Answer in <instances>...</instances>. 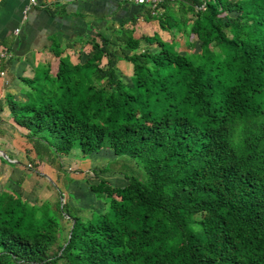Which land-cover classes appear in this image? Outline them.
<instances>
[{
	"label": "trees",
	"instance_id": "16d2710c",
	"mask_svg": "<svg viewBox=\"0 0 264 264\" xmlns=\"http://www.w3.org/2000/svg\"><path fill=\"white\" fill-rule=\"evenodd\" d=\"M110 1L140 9L109 36L52 37L56 72L0 110L39 159L109 149L142 175L99 178L101 210L0 190V264H264V0ZM140 17L170 37H136ZM76 43L83 63L65 53Z\"/></svg>",
	"mask_w": 264,
	"mask_h": 264
},
{
	"label": "crops",
	"instance_id": "0c3cea01",
	"mask_svg": "<svg viewBox=\"0 0 264 264\" xmlns=\"http://www.w3.org/2000/svg\"><path fill=\"white\" fill-rule=\"evenodd\" d=\"M138 9L140 7L129 4L121 5L117 9V4L110 0H36L34 4L30 0H0V54L6 52L8 55L7 58L0 55V102H3L6 95H10L14 99L24 98L28 89L24 80L39 78L46 71L51 75L56 72L58 57L49 49L52 37L60 38L61 45L64 46L77 38H87L95 32L109 36L119 21L129 20L132 13ZM16 29H18L17 32ZM138 31L141 34H138ZM155 31L160 34L163 32L159 29L156 20L145 21L140 17L136 23L134 35L136 37L142 34L151 35ZM89 49V44L76 43L74 49H66L65 53L70 55L73 63H83ZM79 51L80 58L77 57ZM119 63L120 61L117 63V67ZM20 130L21 128L13 125L9 110L6 107L0 110V138H3V142L6 141L9 144L11 141L15 145V142L23 139L26 143L24 147L29 149V152L26 153L28 159L33 162H42L45 167H48V157L37 158L31 142L21 135ZM1 150L7 154L8 158L10 156V161L7 162L0 159V170L9 169L10 171L7 182L1 190L8 189L26 198L27 195L40 194L47 188L49 184L47 174L39 171H36V174H32L30 171H18V160L12 161L14 150L11 148H2ZM18 152L23 151L17 149L16 153L18 154ZM22 154L25 155V150ZM72 155L80 157L79 150L73 148L69 155L60 156L59 159L62 162L70 160L71 163L77 159ZM115 158L111 150L101 149L83 159L82 162L86 161L87 165H94L93 167L97 166V163H102V166L97 169L100 174L104 175V178H99L105 179L114 186H123L126 184L124 175L117 169H108ZM77 162H79L78 165L82 164L80 160ZM10 174L16 175L14 180L10 178ZM118 174H121L120 178ZM44 180L47 181V184H44ZM25 185L29 186L26 191L23 190L26 188ZM71 194L70 191H67V195ZM83 198H85L84 203L88 204L89 198L86 199V193ZM67 202L71 207H79L70 204V200ZM89 208L91 207L89 206ZM96 210H100V208Z\"/></svg>",
	"mask_w": 264,
	"mask_h": 264
},
{
	"label": "rangeland",
	"instance_id": "374dc122",
	"mask_svg": "<svg viewBox=\"0 0 264 264\" xmlns=\"http://www.w3.org/2000/svg\"><path fill=\"white\" fill-rule=\"evenodd\" d=\"M173 5H175V4H173ZM231 14L235 15V13H231ZM154 26L156 27L155 23H154ZM141 30H143V29H141ZM138 34H141V32H139ZM161 35L163 38H169L170 37L169 33H167V32H162ZM176 38H177V42H178L176 45V48L178 50L184 51V50L188 49V48H186L185 38L180 33L176 34ZM143 46H144V43L141 42V47H143ZM196 49H197V47H196ZM196 49H194V50H196ZM190 51H192V49ZM102 62H105V60H103ZM130 66L131 65H129L128 62L123 61V60H121L119 65H118V74L123 79V81L128 85L130 84V80H129V76L131 74V70H130L131 67ZM20 142H22V143H20ZM23 142H24V144H23ZM24 146H26V143H25V141H23V139H20L19 142L18 141L15 142V145H14L13 143H11V141L9 142V144H7L6 141L3 142V138H0V150L2 148H11L14 150L13 152H15V153L13 154L14 157H13L12 161L18 160L17 161L19 164V167H17L18 171H20V170L30 171L32 174H36L35 173L36 171L44 172L45 174H47L46 176L49 178L48 179L49 184L47 185V188H45L40 194L36 193V194L27 195L26 198H25V196L24 197L22 196L23 199L29 200L30 202L37 203V204L42 203L46 199H49L52 202H54L56 200V198L58 197V192L56 191L58 189L63 193L64 200H66V201L70 200V204H72V205L74 204L75 206H79V208H83V209L89 208V206L93 209H97V208H100V210L103 209V207H100V206L104 205L103 201L98 199L95 196L94 192L90 190V188H91L90 186H94L98 183L99 177L104 178V175L102 173L100 174V172H98L99 170L97 169V167L102 166L101 165L102 163H97V166L93 167L94 165H92V166L87 165V163H85L86 161L82 162V160H83L82 158L77 157V156L75 157L74 155H72V157L74 156V158H77V159L71 163H70V160H67V161L63 160V162L60 160L61 161V168L58 167L57 162L52 163L49 160H48V167H45L42 162H37V161L33 162V160H29L28 157L26 156V153L29 152V149L27 147H24ZM17 149H19L23 152H18V154H17L16 153ZM23 149L25 150V155L22 154V153H24ZM1 151H3V150H1ZM3 153H5V152L3 151ZM61 156H64V155H61ZM2 158H4V157H2ZM107 158H110V157H107ZM4 159L6 160V162L9 161V160H7V158H4ZM79 160L82 163L81 165H78L79 162H77V161H79ZM92 168H94V170H96L98 177L92 174V170H93ZM108 169H117V171L121 172L122 175L126 174L128 176H135V177H141V175H142V171L135 164V162L132 160L130 161V159L125 157V156H120L118 158H115V160H113L110 163V165L108 166ZM9 173H10L9 169H1L0 170V190L2 189V186L7 182V179L9 177ZM121 174H118L119 178H120ZM15 176H16L15 174H10V178L12 180H14ZM44 184H47L46 180H44ZM28 185H25L26 188L23 189L24 191H26V189L29 187ZM67 191H70L72 194L67 195ZM85 193H86V199L88 200V198H89L88 204L84 203L85 198H83V197H84ZM73 201H74V203H73ZM58 243L59 242L57 241L56 243L53 244L51 252H53L57 249ZM16 264H18V263H16Z\"/></svg>",
	"mask_w": 264,
	"mask_h": 264
},
{
	"label": "built area",
	"instance_id": "2783aa9c",
	"mask_svg": "<svg viewBox=\"0 0 264 264\" xmlns=\"http://www.w3.org/2000/svg\"><path fill=\"white\" fill-rule=\"evenodd\" d=\"M114 1H121V2H131V3H135V4H152V6H155L156 4L160 3V2H164V1H170V2H174L175 0H114ZM30 2L32 4L36 3V0H30ZM204 8V7H202ZM16 32L18 31V29L15 30ZM3 58H7L8 55L6 52H3L0 54Z\"/></svg>",
	"mask_w": 264,
	"mask_h": 264
},
{
	"label": "water",
	"instance_id": "95a60500",
	"mask_svg": "<svg viewBox=\"0 0 264 264\" xmlns=\"http://www.w3.org/2000/svg\"><path fill=\"white\" fill-rule=\"evenodd\" d=\"M0 156L7 158V160L10 161V159L7 157V155L5 153H3V151L0 150Z\"/></svg>",
	"mask_w": 264,
	"mask_h": 264
}]
</instances>
